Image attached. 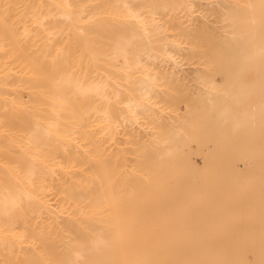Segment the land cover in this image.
I'll use <instances>...</instances> for the list:
<instances>
[{
	"label": "bare ground",
	"instance_id": "obj_1",
	"mask_svg": "<svg viewBox=\"0 0 264 264\" xmlns=\"http://www.w3.org/2000/svg\"><path fill=\"white\" fill-rule=\"evenodd\" d=\"M190 5L191 0H0V160L8 162L0 165V173L4 172L0 175V260L4 263L35 264L20 247L26 233H12L20 223L50 253V264H73L78 257H84L80 260L85 264H135L130 257L133 253H139L144 264H155L151 250L136 247L142 240H133L136 248L124 240V227L119 224L139 217L138 188L142 185L157 190L144 193L143 198L155 199L158 209L166 208L169 185L156 173H174L177 183L185 177L182 172L187 169L167 161L170 155L179 158L176 143L183 145L187 138H197L202 150L212 146L218 164L223 158L226 162L236 160L238 146L246 142L244 147H249L248 141L255 138L263 152L264 0H230L227 10L219 13L229 28L222 42L231 48L220 50L221 57L237 65L229 69L235 77L232 97L217 112L213 110L216 114L210 122L223 129L226 125H220L229 123L232 116L229 110L237 107L245 125L238 126L231 119L228 133L208 126L206 135L201 132L206 116L197 115L192 99L182 91L178 94V86L155 65L160 59L169 60L170 47L179 41L168 39V16L186 11ZM186 34L201 48L194 53L207 63L198 78L206 86L207 97L202 100L209 110L217 105L214 91H221L220 76L226 69L204 50L208 37L180 27L179 37ZM156 43L159 50H155ZM247 74L249 79L237 82ZM166 102L183 103L187 108L178 130L167 128L149 113L153 106ZM139 119L155 136V147L140 144L131 130ZM117 133H122V142L117 141ZM235 133L241 135L239 142ZM110 139H115L116 145L109 149L112 143L106 147L104 143ZM121 143L134 144L132 172L137 174L136 180L126 178L117 167L125 148ZM73 169L90 172L98 199L89 212L103 204L113 209L102 217L106 221L103 226L92 232L90 244L81 243L74 257L47 240L41 228L28 223L31 214L49 217L54 211L47 188L55 189L66 207L86 205L77 184L64 176ZM57 172L61 176H56ZM209 175L219 179L217 183L224 178L218 171ZM260 175L259 191L246 197L239 213L240 225L232 227L224 252L210 264H264V164ZM139 235L134 230L133 237ZM87 252L91 254L85 255Z\"/></svg>",
	"mask_w": 264,
	"mask_h": 264
},
{
	"label": "rangeland",
	"instance_id": "obj_2",
	"mask_svg": "<svg viewBox=\"0 0 264 264\" xmlns=\"http://www.w3.org/2000/svg\"><path fill=\"white\" fill-rule=\"evenodd\" d=\"M229 1L230 0H191V5L186 11L170 13L167 22L169 24L168 39L172 40L178 38L179 41L170 47V54L172 57L169 60L160 59L155 64L158 68L165 71L168 80H171L174 85L178 86L179 90L176 91L178 94L182 91L183 95L192 99L195 113L199 116H206V123H204V127L201 128L202 134L205 135L208 133V126H214L217 130L228 133L231 129V119L237 121L239 123L238 126L242 127L245 125L242 120L243 113H241V110L237 107L229 110L232 116L231 119H228L229 123L227 121L226 124L220 125L221 127L226 125L223 129H219V124H216L215 121H213L215 124L210 122L214 119V114H216L222 103L232 97L231 90L235 79V77L231 75L229 69L234 68L237 63L235 61H225V59L221 57V51H230L231 49L222 42L223 37L229 34V28L225 25L227 21L222 20L219 16V13L227 10ZM182 26L189 28L191 32L201 33L208 37L209 45H207V49L204 50H207L211 55L217 58L219 64L221 63L220 65L223 67L225 66L226 69L223 75L224 77L220 76V80L222 77L220 81L221 91H214L217 105L209 110L205 104H203L202 100L207 97L206 86L198 78V75L207 68V63H205L206 60L204 57H198L194 53L201 50V48L199 45H195L192 36H190L191 34L181 35V37H179L180 27ZM216 38L219 40L218 42L217 40L215 41ZM215 46L217 47L216 49L214 48ZM154 47L155 50L160 49L157 43L154 44ZM213 48L214 51L212 50ZM158 54H160V51H158ZM249 78L250 75L247 74L244 77L237 78V82L241 83L243 80ZM224 85H226V87ZM250 101H252L251 98ZM250 101L248 104H251ZM194 103H196V105H194ZM248 107V110L252 111V107ZM213 110L216 112L214 113ZM186 111L187 108H184L183 103L166 102L161 106H153L149 113L156 116L167 128L178 130V125L183 119ZM146 125L147 124L142 119H139L137 122L133 123L131 130L134 135L138 137L140 144H149V146L153 148L155 147V136L152 135L150 128ZM92 129H94V127H92ZM246 133L248 135L252 134L250 131ZM238 134L239 133H235L233 135L237 142L241 140V135ZM116 136L118 137L117 141L122 142V140H120L123 136L122 133H117ZM114 141L115 139L106 141L104 143L105 147L108 146L109 143H112L109 149L115 147L116 143ZM196 142L199 145L201 144L200 140L197 138H187L183 145L176 143L178 146L177 150L181 152L179 158L176 159L173 155V157L170 155L167 158L168 162L171 160L169 162L170 164L181 165L183 170L187 169L182 172V174H185V177L180 178L178 183L173 177L174 173L169 176L162 174L161 171L156 173L160 177L163 176V179L168 182L169 185L167 186L168 189L165 197L167 198L166 200H168L166 208L158 209L155 199L152 198L149 200L145 199V197L143 198L144 193L153 194V192L157 193V190L153 186L145 188V186L142 185L138 188L141 196L139 199V207L141 208L139 217L136 220L135 217H131L132 215L130 214L131 220L129 222L124 221L119 224L124 227L123 231L126 234L124 240H127L132 248L137 247L143 250H151L150 258L155 259V264H182L184 261H186V264H210L213 257L224 252L229 235L232 233V227L240 225L242 219L239 218V213L242 212L244 208L246 197L252 192L255 193L259 191L257 183L261 176V166L264 164V140L263 152L258 148L255 138V140L248 141L249 147H244V143L246 142L238 146L239 151L236 160L226 162V159L223 158L220 160L219 164V160H217L215 155L211 152L212 146L202 150V146H198ZM119 146H125V148L121 155L123 156L121 162L116 163L117 167L126 178L135 179L137 174L132 172V167L136 158L134 144L125 145L121 143ZM187 156L188 158H186ZM56 159L59 161L62 158L57 157ZM173 159L174 161H172ZM7 164L8 162L5 159L0 160L1 166H7ZM217 171L224 174V178L221 179L222 183H217L219 179L210 177L209 175H215ZM1 174H4V172L2 171L0 175ZM56 176H61L60 172H57ZM64 176L69 177L77 184L80 195L86 205L80 206L79 204L73 203V206L66 207V203H64L66 201L62 199V196L55 193V189L47 188L45 192H48V197H52L50 202L54 205L53 210L55 212L53 211L49 214V217H34V215L31 214L28 217V223L33 227L41 228L47 240L54 241L59 248L67 249L69 252H66V255L70 256L73 253L74 257L75 250L80 247L81 243L85 245L90 244L89 239H91L92 232L95 228L99 229L103 226L106 221L102 217L111 214L113 209L103 204L97 209H90L92 211L89 212L88 208L98 199L97 193L91 182L92 178L90 172L73 169L69 170ZM252 177H254L255 180L254 189L248 192L246 189L253 180ZM46 182L47 180L44 181V183ZM134 184H136L135 181ZM35 185L39 186L37 182ZM170 189H172V192ZM178 189L180 190L177 191ZM237 202L238 219L236 222H232L234 205ZM130 206L132 209V204ZM161 206L159 205V207ZM131 209H129L128 212H130ZM108 224L111 225L110 223ZM134 230L135 232L138 230L140 233L138 239L133 237ZM20 231H24L27 235L24 236L20 242L21 249L29 253L30 257L35 260V264H50V253L46 251L43 244L34 237L31 230L28 227L22 228V224L17 223L12 233ZM9 236L10 240H14L12 235ZM219 236H222L223 241L221 240V243L218 241ZM133 240H139V242L142 240V244L135 247ZM88 253L91 254V252L84 254L86 255ZM92 254L96 255L94 252ZM246 256L249 259L253 258L250 252H247ZM130 257L133 258L134 261L136 260L135 264H144L143 261L139 259V253L130 254ZM81 258L84 257H78V259L73 261V264H85L83 260H80ZM104 261L105 260L101 258L100 262L104 263ZM0 264L6 263L0 260ZM88 264L94 263L89 262Z\"/></svg>",
	"mask_w": 264,
	"mask_h": 264
},
{
	"label": "water",
	"instance_id": "obj_3",
	"mask_svg": "<svg viewBox=\"0 0 264 264\" xmlns=\"http://www.w3.org/2000/svg\"><path fill=\"white\" fill-rule=\"evenodd\" d=\"M252 179L253 180L251 181L249 187L246 189L248 192H250V191H252L254 189V181H255L254 177H252ZM237 214H238V202L234 205V213H233V217H232V222H236L237 221V219H238ZM221 240H222V236H219L218 237L219 243H221Z\"/></svg>",
	"mask_w": 264,
	"mask_h": 264
}]
</instances>
